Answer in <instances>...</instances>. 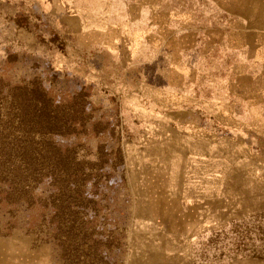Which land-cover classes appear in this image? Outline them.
I'll return each instance as SVG.
<instances>
[{
	"label": "rangeland",
	"instance_id": "374dc122",
	"mask_svg": "<svg viewBox=\"0 0 264 264\" xmlns=\"http://www.w3.org/2000/svg\"><path fill=\"white\" fill-rule=\"evenodd\" d=\"M151 1L110 46L0 0V264H264L250 0Z\"/></svg>",
	"mask_w": 264,
	"mask_h": 264
},
{
	"label": "crops",
	"instance_id": "0c3cea01",
	"mask_svg": "<svg viewBox=\"0 0 264 264\" xmlns=\"http://www.w3.org/2000/svg\"><path fill=\"white\" fill-rule=\"evenodd\" d=\"M50 1L48 3L49 11L56 19L62 32L70 35L96 33L100 37V41L106 42L110 46L120 45L126 41L128 37L132 36L133 27L137 24V21L133 22L129 18L118 16L116 19H112L107 17L105 0ZM249 4L246 15L250 33L255 34V51L257 56H264V0H250ZM146 8L150 11H161L160 25L168 20V14L162 13L164 9L163 0L161 2L157 0L146 2ZM244 11L245 9H242V12ZM54 12L55 14H53ZM150 25L153 24L150 23ZM110 31L113 33L111 37L107 34Z\"/></svg>",
	"mask_w": 264,
	"mask_h": 264
}]
</instances>
